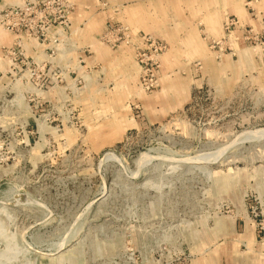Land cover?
Wrapping results in <instances>:
<instances>
[{"label":"rangeland","instance_id":"rangeland-1","mask_svg":"<svg viewBox=\"0 0 264 264\" xmlns=\"http://www.w3.org/2000/svg\"><path fill=\"white\" fill-rule=\"evenodd\" d=\"M0 264H264V0H0Z\"/></svg>","mask_w":264,"mask_h":264},{"label":"crops","instance_id":"crops-1","mask_svg":"<svg viewBox=\"0 0 264 264\" xmlns=\"http://www.w3.org/2000/svg\"><path fill=\"white\" fill-rule=\"evenodd\" d=\"M257 26H260L258 23H256Z\"/></svg>","mask_w":264,"mask_h":264},{"label":"bare ground","instance_id":"bare-ground-1","mask_svg":"<svg viewBox=\"0 0 264 264\" xmlns=\"http://www.w3.org/2000/svg\"><path fill=\"white\" fill-rule=\"evenodd\" d=\"M246 136H247V135H246ZM246 136H245V137H246Z\"/></svg>","mask_w":264,"mask_h":264}]
</instances>
